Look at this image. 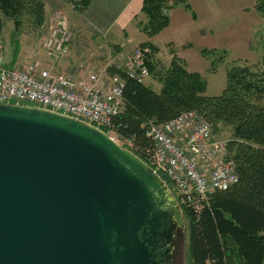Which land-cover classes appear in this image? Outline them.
<instances>
[{
	"label": "water",
	"instance_id": "95a60500",
	"mask_svg": "<svg viewBox=\"0 0 264 264\" xmlns=\"http://www.w3.org/2000/svg\"><path fill=\"white\" fill-rule=\"evenodd\" d=\"M183 214L165 181L100 128L0 103V264H146Z\"/></svg>",
	"mask_w": 264,
	"mask_h": 264
},
{
	"label": "trees",
	"instance_id": "16d2710c",
	"mask_svg": "<svg viewBox=\"0 0 264 264\" xmlns=\"http://www.w3.org/2000/svg\"><path fill=\"white\" fill-rule=\"evenodd\" d=\"M65 3L84 14L91 0ZM177 5L190 9L186 0H143L141 31L148 38L160 33L169 24L170 9ZM4 19L12 22L16 35L24 22L40 28L46 20L45 4L43 0H0V35ZM140 46L156 51L150 42ZM150 57L149 73L159 75L160 90L127 80L116 119L121 127L114 132L131 140V152L149 165L152 143L144 132L151 124L195 111L209 124L214 138L220 126L228 128L225 159L234 163L238 182L212 194L196 219L190 220V264H264V70L235 63L227 70L220 95L208 96L204 78L188 71L182 59L174 55L161 74Z\"/></svg>",
	"mask_w": 264,
	"mask_h": 264
},
{
	"label": "built area",
	"instance_id": "2783aa9c",
	"mask_svg": "<svg viewBox=\"0 0 264 264\" xmlns=\"http://www.w3.org/2000/svg\"><path fill=\"white\" fill-rule=\"evenodd\" d=\"M43 27L46 68L31 64L9 69L0 46V103L34 105L77 118L104 129L118 143L111 133L121 127L116 119L126 81L142 84L149 77L148 49L136 46L128 54L115 55L97 72L79 76L86 66L57 70V64L67 57L71 40L65 12L54 10ZM144 134L152 143L151 168L172 185L178 204L195 216L212 194L237 184L235 165L225 159L226 142L213 137L199 113L184 111L147 126Z\"/></svg>",
	"mask_w": 264,
	"mask_h": 264
},
{
	"label": "rangeland",
	"instance_id": "374dc122",
	"mask_svg": "<svg viewBox=\"0 0 264 264\" xmlns=\"http://www.w3.org/2000/svg\"><path fill=\"white\" fill-rule=\"evenodd\" d=\"M142 1L135 0L124 10L121 9V12L119 10L122 5L118 6L117 10H112V5L106 12L110 17H116L113 23L109 16L102 18L103 15L96 14L102 18L100 24L111 25L102 31L96 27L92 28L90 22L89 25L82 23V20L86 22L93 19L91 11L79 14L67 3L61 2L54 7L55 10L65 12L71 37L72 34H80L81 42L90 47V56L87 57L89 67L81 70L79 76L97 72L115 55L128 54L133 48L140 46L136 43L145 40L146 36L136 24L137 20L133 19V14L140 12ZM187 3L190 5L189 11L183 7L173 9L169 26L154 36H159L156 39L158 50L152 53L149 49L147 58L152 54L150 58L156 70L161 74L164 73L175 55L184 61L188 71L197 72L204 78L208 96L220 95L226 86L227 70L235 63L264 70V0H188ZM54 8H45L46 19ZM193 14L197 18L195 21ZM144 22L142 20V23ZM43 25L35 28L24 22L20 34L16 35L12 22L4 19L0 46L7 68L15 69L31 64H36L38 68H46L44 62L48 60L41 46L44 35ZM78 30L83 31L79 33ZM114 43L121 46L110 45ZM82 55H85L84 51ZM79 63L81 62L75 63L74 66H79ZM66 68V60L57 64V70L61 72ZM154 72L150 73L144 85H149L158 92L161 82L159 75ZM111 135L117 139L119 145L131 151V140L120 139L115 132ZM215 135L217 140L225 141L224 138L229 137L228 128L220 126V131ZM148 152L150 153L148 163L152 165V149ZM164 181L174 196L176 191L168 181ZM182 214L186 230L182 242L179 243V250L183 264H190L189 222L196 217L193 212L186 209L182 210Z\"/></svg>",
	"mask_w": 264,
	"mask_h": 264
},
{
	"label": "crops",
	"instance_id": "0c3cea01",
	"mask_svg": "<svg viewBox=\"0 0 264 264\" xmlns=\"http://www.w3.org/2000/svg\"><path fill=\"white\" fill-rule=\"evenodd\" d=\"M134 1L135 0H91V3H90V5H89V7L87 8L86 11H89V12L91 11L93 13V19H89L88 21L86 20V22L84 20H82L83 21L82 23L83 24H88L90 22V23H92V26H93L92 28L96 27V28H98L99 30L102 31L106 27H110L111 26L110 23L109 24H102V23L100 24L102 18L109 16V15H107V12H106V11H108L107 9L111 8V6L113 5V9L112 10H115V9L117 10V8H119L118 6L122 5L120 10H119V12H121V9L124 10L127 6L132 4ZM186 1L188 2V0H186ZM43 2L45 4V8L50 7L52 9L54 7H57L60 2L61 3H65V0H43ZM180 7H182V5L181 6L177 5V6L173 7L172 9H170V11H169V23H170L171 11H174L173 9H175V8L179 9ZM54 10H55V8H54ZM185 10L189 11V9H185ZM102 12L105 13V14H102ZM96 14L97 15L101 14V15H103V17L101 18V17L97 16ZM193 16H194L193 19L195 21L197 18L195 17L194 14H193ZM109 18L111 20H113L112 21V23H113L116 17H110L109 16ZM133 19L137 20L136 24H138V26H140V24L142 23V20L145 21L144 16H142L141 9H140V12L133 14ZM99 26H101V27H99ZM78 27H81V26H78ZM78 31H79V33H82L81 31H83V30H78ZM101 31H98V32L101 33ZM80 36H81L80 34H78V35L77 34H74V35L72 34L71 40L69 42L68 54H67V57L64 59V61L65 60L67 61V69H69V70H71L73 67H75L74 64L77 63V62H81V63H79V66L83 65V66L89 67L88 66L89 65V61L87 60V57L90 56V52H89L90 47H88L87 45H84L83 42H81ZM158 37L159 36L153 37V38H148L146 36L145 40H142V41H140V42H138L136 44H142V43H145V42H150L158 50V45L156 44V39H158ZM94 38L95 37H93V39ZM90 40L92 41V38ZM100 43H98V44H100ZM110 45L121 46V45L116 44V43L110 44ZM32 50H37V49L36 48H32ZM157 50L155 52H157ZM83 51H84L85 55L81 56ZM80 57H82V58H80ZM94 66H95V68H97L96 65H94Z\"/></svg>",
	"mask_w": 264,
	"mask_h": 264
},
{
	"label": "flooded vegetation",
	"instance_id": "af4514ba",
	"mask_svg": "<svg viewBox=\"0 0 264 264\" xmlns=\"http://www.w3.org/2000/svg\"><path fill=\"white\" fill-rule=\"evenodd\" d=\"M185 221L183 217V227L176 221H171L168 225L158 228L159 235H153L148 227L138 233L140 240L145 239L149 261L146 264H183L179 243L185 235Z\"/></svg>",
	"mask_w": 264,
	"mask_h": 264
}]
</instances>
